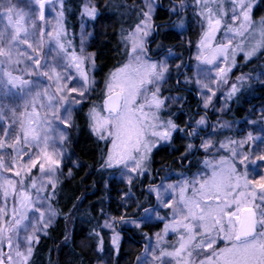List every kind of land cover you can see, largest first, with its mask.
<instances>
[{"label":"snow or ice","instance_id":"6c2138e0","mask_svg":"<svg viewBox=\"0 0 264 264\" xmlns=\"http://www.w3.org/2000/svg\"><path fill=\"white\" fill-rule=\"evenodd\" d=\"M113 10L110 47L97 25ZM257 87L264 0H0V264H37L85 168L118 193L122 211L100 208L96 226L117 254L132 227L136 264H264V111L246 127L225 118ZM85 130L91 163L73 147ZM161 153L172 162L155 167Z\"/></svg>","mask_w":264,"mask_h":264},{"label":"trees","instance_id":"16d2710c","mask_svg":"<svg viewBox=\"0 0 264 264\" xmlns=\"http://www.w3.org/2000/svg\"><path fill=\"white\" fill-rule=\"evenodd\" d=\"M164 11V9L159 10L161 19L158 22H168V17L164 15ZM117 20L118 16L114 14V10L108 11L105 12L104 18L97 25L98 31L104 28L105 25H108V35L100 36L99 40L104 43L110 42V47L116 42L115 31L118 28ZM169 34H172L173 37L170 38ZM190 35L194 38L192 32H190ZM162 38L165 39L164 37ZM178 40L179 37L176 35V32L169 31L165 42L175 44ZM103 63L111 67L113 61L105 59ZM242 63L241 60L238 62L239 65H242ZM107 70V68H104V72H107ZM240 71L248 72L250 71V67L241 66L239 70L235 69L234 73L240 74ZM263 104L264 88L258 87L254 95L246 94L244 99L233 105L232 114L226 118L228 120L235 119L236 121H242L245 117H249L251 109ZM73 147L76 156L86 163H91V156L86 153L92 149L93 145L86 130L77 136V141L74 142ZM76 156L73 159H76ZM170 159L171 156L168 153H161L160 156L156 157L157 164L158 162L169 161ZM88 171L87 168L80 170L74 178L66 181L62 193L63 199L59 206L64 212L70 213V215L67 221H65L63 216L59 217L55 227L50 230L49 238H42L37 264H49V254L51 255L52 264H96L99 260H105L107 264H136V257L143 250V239L132 227L121 231L122 239L117 256H114L112 248H108V243L104 242L105 251L100 253L102 259H98L95 249L96 240L90 241L88 234L92 228L97 226V220H101L99 209L103 207L105 210H111L114 215H119L122 209H119L117 206L118 193L115 191L106 193L98 177L94 174L88 175ZM108 197L111 199H107ZM73 205H76V208H73ZM133 210L134 206H130L129 211ZM96 230L100 233L102 231L98 227H96ZM66 231L70 234L72 240V243L67 247L63 242ZM85 245L88 246L86 247ZM49 250H52L51 253H49Z\"/></svg>","mask_w":264,"mask_h":264},{"label":"rangeland","instance_id":"374dc122","mask_svg":"<svg viewBox=\"0 0 264 264\" xmlns=\"http://www.w3.org/2000/svg\"><path fill=\"white\" fill-rule=\"evenodd\" d=\"M73 21V26L75 27V30L76 31H78V21L77 20H72ZM188 35L189 36H191L190 35V32L188 33ZM169 36H171L170 38H172L173 37V35L171 34H169ZM195 38V37H194ZM237 61L239 62L240 61V57L238 56L237 57ZM234 70L235 69H233V72H234ZM235 75H239V74H236L235 73ZM258 88V87H257ZM257 88H255V90L254 91H251V92H249V93H247L248 95H254L255 94V91H256V89ZM219 95V94H218ZM257 96V95H256ZM222 99V98H221ZM242 99H244V98H242ZM261 111H264V104L263 105H261V106H257V107H255L254 109H251L250 110V112H253L254 113V115H252V116H249V119H256L257 117H258V115L260 114V112ZM249 112V113H250ZM226 118V117H225ZM227 119V118H226ZM238 123H239V126L240 127H246V125L244 124V120H242V121H237ZM106 211H109L108 209H106ZM110 212H111V214L112 215H114V213L110 210ZM115 216V215H114ZM160 227H162V224L160 225ZM128 228V227H127ZM102 231H101V235L103 236V238H104V242L107 244V246H108V248H112V246H111V243H110V237H111V230H108V229H101ZM117 231H121V226H118L117 227ZM147 231H149V232H153V231H159V227H155V226H153V227H150V228H148L147 229ZM171 238V237H170ZM121 239H122V236H121ZM121 242V241H120ZM110 246V247H109ZM113 254H114V256H117V253L113 250ZM96 264H107L106 263V261L105 260H99V261H97L96 262Z\"/></svg>","mask_w":264,"mask_h":264},{"label":"flooded vegetation","instance_id":"af4514ba","mask_svg":"<svg viewBox=\"0 0 264 264\" xmlns=\"http://www.w3.org/2000/svg\"><path fill=\"white\" fill-rule=\"evenodd\" d=\"M160 2L163 4V5H167L168 3H169V0H160ZM165 11H166V9H164ZM173 19H175V18H173ZM72 20H77L75 17H73L72 18ZM165 23H167V22H165ZM162 38V37H161ZM163 39V38H162ZM166 43V42H165ZM195 104H196V101L195 100H193L192 101V107H193V109H195ZM163 162H165V163H168V164H171V162H172V158L169 160V161H163ZM159 164V165H158ZM158 164L157 165H155V167H159L160 166V163L158 162Z\"/></svg>","mask_w":264,"mask_h":264}]
</instances>
